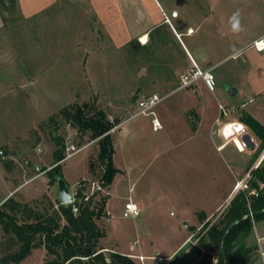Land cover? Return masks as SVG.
Returning a JSON list of instances; mask_svg holds the SVG:
<instances>
[{
	"label": "rangeland",
	"instance_id": "rangeland-1",
	"mask_svg": "<svg viewBox=\"0 0 264 264\" xmlns=\"http://www.w3.org/2000/svg\"><path fill=\"white\" fill-rule=\"evenodd\" d=\"M186 2L190 4L189 0ZM8 5L6 29L2 30H6V38L15 43L16 48L12 51H16L18 59H22L19 64L22 85L17 88L18 92L0 94V149L14 159L12 169L7 171L0 156V205L7 198L10 188L27 180L26 186H19V191L9 196L25 200L43 196L49 183L48 175L31 177L40 172L46 173L57 164H53L56 142L52 132L56 126L55 135H60L64 141L65 154L69 134L73 143L87 145L62 163L70 190H74L81 179L98 180L99 175L87 178L90 155L97 154L96 140L88 135L82 138L64 120H58L51 129L40 128V132L31 129L24 135L12 134L25 133L28 123L38 118L36 114L41 116L49 109L56 113L75 101L74 98L79 103L95 102L97 107L107 110L112 121L120 120L112 129V134L117 149L116 163L126 171L117 173L112 186L101 191L103 195L109 193L106 205L109 217L98 222L107 232L105 244L125 254L143 253L147 258L144 264H152L159 257L165 260L162 264H195L197 248H193V242L198 244L197 233L201 232L202 225L199 228L192 225L195 224L197 211L209 209L213 204L216 198L214 189L223 186L229 176L233 179L229 168L232 148L222 149L218 140L214 144L206 129L195 133V115L188 118L190 121L186 125L183 113L175 107L184 99V91L177 89V75L186 69V59L175 38L165 30L156 29L149 38L147 49L133 51L128 44L116 49L107 42L103 29L84 0H66L32 21L24 20L11 5V0H8ZM44 41H50L55 47V69L60 66L66 68V90L61 95L56 93L52 101L47 100L49 105L43 110L44 106L37 105L30 84V64L26 59L35 50L46 52L48 49L36 47V42L43 45ZM1 50L3 53L9 51L8 48ZM0 71H5L1 65ZM83 71L87 74L86 79ZM169 89L174 90L165 92ZM153 93L162 97L154 111L164 128L157 130L153 127L152 115L132 116L138 111L140 97ZM199 94V102L204 105L215 106L219 100L223 102L217 93L203 90ZM128 117L131 118L125 126L115 133ZM4 138L8 141L2 143ZM258 149L264 153L260 146ZM212 166L216 168L214 177L207 173V167ZM260 166L264 167V161ZM49 190L53 198L59 197L58 181L51 184ZM130 195L134 201L144 204L140 216H124L125 203ZM222 208L211 216V222L216 220ZM182 214L186 216L181 217ZM184 220L190 225L186 226ZM255 225L257 228L247 244L259 249L256 231L259 235L264 234V221ZM192 227H195L196 239L192 236L184 243ZM6 237L0 232V242ZM171 253L172 257L168 258ZM44 256L43 248H34L19 264H42ZM134 259L142 264L139 259ZM0 264H3L1 259ZM244 264H262V261L257 253L253 261Z\"/></svg>",
	"mask_w": 264,
	"mask_h": 264
},
{
	"label": "crops",
	"instance_id": "crops-1",
	"mask_svg": "<svg viewBox=\"0 0 264 264\" xmlns=\"http://www.w3.org/2000/svg\"><path fill=\"white\" fill-rule=\"evenodd\" d=\"M65 1L17 0L15 8L24 20L32 21L52 8L63 4ZM84 1L86 2L87 8L96 17L97 22L103 29L107 42L116 49L126 46L134 38L141 39L144 35L149 36V33L156 29L160 31L165 30L172 35L186 59L184 65L186 67L185 71L177 75V89L184 91V99L181 100L182 103L179 106H175L183 113L182 118H184V124L190 121L188 118L193 114L196 118V121H194L195 133L200 132L202 128L206 129L214 144L218 140V145L222 144L223 146L222 149L228 150V148H232L229 154L232 164H229V168L233 179L229 176L227 181H225L226 183L223 182V186L214 189L216 198L214 197L213 204L209 209L202 208L197 211V218L194 221L195 224L192 226L199 228L200 225H203L205 221L209 220L221 207L223 208L219 214L228 206L234 195L240 189L236 187L237 181L245 177L247 173H251L253 169L259 167L264 161L262 152L258 151L261 145L260 138L242 118L243 113H247L264 125V50H258L252 45L254 41L264 37V0H189L190 4L186 0ZM6 18V12L0 11V65L5 69V71H0V94L3 95L14 93L22 85V69L19 66V64L21 65L20 60L22 59H18L16 51H12L16 48L15 43L11 39L6 38L7 31L2 30L6 29ZM39 46L48 50L46 52L39 51V49L35 50L31 56H27L26 60L30 64L28 68L31 71L30 84L32 89H34L37 105L40 107L44 106V110L49 105L47 100L52 101L56 93L61 95L66 90V68L60 66L55 69L56 62L55 56H53L55 47L50 41H44L43 45H39L36 42V47L39 48ZM6 48L9 51L6 50L3 53L1 49ZM193 60L203 69H213L217 82V88L214 93L221 96L223 102L219 100V103L224 105L225 111L227 112L221 116L220 122H216V119L220 115L219 104L207 106L199 102V92L203 90L210 91L203 80L200 79L191 85L179 88L182 84V75L192 66ZM83 73L84 79H86L87 74L84 71ZM173 90L169 89L165 90V92L167 91L168 93ZM74 100L76 101V98ZM46 111L41 113V116H39L40 114L35 115L38 118H34L31 124L28 123L25 133L13 132L12 134L14 136L17 134L24 135L31 129H38V125L42 121L55 113L51 109ZM34 112L36 113L35 110ZM131 117L126 118L115 133L123 128ZM231 121L247 125L256 137V143L252 144L248 149L241 150L230 142L228 140V128L225 125ZM161 127L164 128L162 124ZM6 141H8V138L1 140L2 143ZM114 145V161L117 165L115 137ZM218 145L216 149L219 151ZM54 163L55 158L53 155ZM221 165H223L222 162ZM119 168L122 170L121 173L126 172L125 169ZM207 169V173L211 177H214L216 168L212 166L207 167ZM42 174L47 175L45 172H40L31 178L38 177ZM90 175L89 171L87 178H90ZM27 181L18 185L20 187L23 185L22 187H24L27 185ZM50 185L49 183L47 184V189L43 194L46 192L50 194ZM19 186L16 184L14 188H10L6 197L14 191H19L17 190ZM21 190L22 188L20 192ZM51 192L53 194V191ZM24 197L27 199L30 198L27 196ZM129 198L133 199L131 195L127 200ZM137 203L140 205V208H144L143 202L140 201V203ZM199 212L206 213L207 218L204 222H201L199 219ZM185 216V214L181 215V217ZM184 224L186 226L190 225L185 220ZM256 228L255 225L254 229L256 230ZM189 230L184 243L191 239L192 236L196 239V230ZM258 237H262V241L264 240V234L259 235L256 231V238ZM104 239L102 240L103 246L106 250L111 249L105 244ZM194 247L197 248V261L195 263L197 264L200 246L196 244V241L193 242ZM127 255L137 259H139L138 256H144V261L147 259L143 253L134 254L128 252ZM172 255L173 253L169 254L168 258L172 257ZM164 261L159 257L157 264H162Z\"/></svg>",
	"mask_w": 264,
	"mask_h": 264
},
{
	"label": "trees",
	"instance_id": "trees-1",
	"mask_svg": "<svg viewBox=\"0 0 264 264\" xmlns=\"http://www.w3.org/2000/svg\"><path fill=\"white\" fill-rule=\"evenodd\" d=\"M16 3L17 0H11V5ZM9 9L8 0H0V11ZM151 36L152 32L149 33ZM148 42L143 44L134 38L128 45L131 50L138 51L147 49ZM242 118L260 138L263 149L264 125L247 113H243ZM61 119L75 128L82 138L88 135L96 140L97 154L90 155L89 171L93 177L99 175L101 186L109 189L116 174L122 171L114 161L112 134L120 120L112 121L107 110L97 107L95 102H72L50 115L36 130L51 129ZM56 130L57 126L52 131L57 164L46 171L49 184L64 178L61 162L66 157L65 144L60 135H55ZM3 164L8 171L12 169L11 160H4ZM88 182L87 179L78 182L75 188L78 197H85L87 186L84 184ZM260 183H264L262 166L252 170L249 188L239 189L215 221L204 222L207 215L199 212V219L204 223L203 234L197 233L200 246L197 264H244L254 260L257 246L248 245L247 240L255 224L264 220V187L260 188ZM253 189H256L255 193H252ZM101 191L96 190L87 200H82L78 213L73 211L71 203H63L59 197L53 198L47 192L32 200L13 195L7 197L0 205V232L7 236L0 242L2 263L19 264L34 248H43L42 264H140L116 248L106 250L103 246L107 232L98 222L109 217L106 209L109 193L103 195Z\"/></svg>",
	"mask_w": 264,
	"mask_h": 264
},
{
	"label": "built area",
	"instance_id": "built-area-1",
	"mask_svg": "<svg viewBox=\"0 0 264 264\" xmlns=\"http://www.w3.org/2000/svg\"><path fill=\"white\" fill-rule=\"evenodd\" d=\"M255 48L258 50H264V37L261 39H258L253 42L252 44ZM192 66L188 69L186 73L182 75V84L179 88L186 87L188 85H191L198 80H203L207 88L211 92H215L217 88V82L213 73L212 68L203 69L198 65L196 61H192ZM162 100V97L158 93L153 94H145L140 97V100L138 101V111L133 114H145V115H152L153 116V127L154 129L161 128V122L158 120V118L155 116L154 107ZM219 109H220V115L216 119V122L221 121V116L226 114L225 107L223 104L219 103ZM228 128V140L232 142L238 149L244 150L251 147L252 144L256 143V137L253 135V133L250 131V128L243 124L238 123L236 121L228 122L227 125H225ZM72 135L69 134L66 137V140L68 142L67 144V153L66 157H71L78 152H80L82 149H84L87 145H78L76 143H73V140L71 139ZM264 157V153L262 154ZM0 156L3 160H12L10 156L5 152L4 149H0ZM251 178V173H247L245 177L239 179L237 181L236 187L240 189H248L249 188V179ZM87 186V190L85 191V197L80 198L76 195V189L71 191L72 193V201L70 202L72 204V209L75 213H78L80 210V202L82 200H87L91 194H93L96 190H104V187L101 186L100 182L98 180H92L88 183L84 184ZM264 187V183H260V188ZM256 189L252 190V193H255ZM141 214V208L140 205L135 202L133 199L129 198L125 203V211L124 216L126 217H137ZM259 242V249H258V255L262 261V264H264V246L262 245V237H258ZM139 260L144 264V256H138ZM152 264H157V259Z\"/></svg>",
	"mask_w": 264,
	"mask_h": 264
},
{
	"label": "water",
	"instance_id": "water-1",
	"mask_svg": "<svg viewBox=\"0 0 264 264\" xmlns=\"http://www.w3.org/2000/svg\"><path fill=\"white\" fill-rule=\"evenodd\" d=\"M58 184H59V197L61 201L63 203H70L72 201V193L64 178H60L58 180Z\"/></svg>",
	"mask_w": 264,
	"mask_h": 264
},
{
	"label": "bare ground",
	"instance_id": "bare-ground-1",
	"mask_svg": "<svg viewBox=\"0 0 264 264\" xmlns=\"http://www.w3.org/2000/svg\"><path fill=\"white\" fill-rule=\"evenodd\" d=\"M148 40H149V36H148V35H144V36H142V38H141V41H143V43H147Z\"/></svg>",
	"mask_w": 264,
	"mask_h": 264
}]
</instances>
